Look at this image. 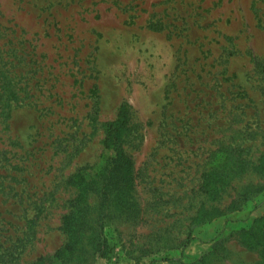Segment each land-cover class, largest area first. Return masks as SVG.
Segmentation results:
<instances>
[{
    "label": "rangeland",
    "instance_id": "obj_1",
    "mask_svg": "<svg viewBox=\"0 0 264 264\" xmlns=\"http://www.w3.org/2000/svg\"><path fill=\"white\" fill-rule=\"evenodd\" d=\"M2 42L0 66L2 59L16 64L18 55L14 70H26L33 87L7 124L0 114V160L7 156L0 172L20 170L22 155L30 166L27 179L13 180L15 189L3 187L0 239L5 248L11 237L24 240L8 251L19 258L2 264H32L41 256L63 264L53 256L66 241L59 226L73 192L63 181L113 154L104 144L105 124L124 103L125 147L149 221L111 223L109 251L93 264H136L145 234L162 224L184 236L189 216L208 202L198 183L209 149L229 141L254 156L264 149V0H0ZM6 67L13 70L11 62ZM256 178L245 173L236 181ZM158 198L178 213L164 223L149 216H156ZM263 213L264 191L241 210L196 225L185 247L144 262L191 261L224 238L231 250L225 264H253L257 253L230 234Z\"/></svg>",
    "mask_w": 264,
    "mask_h": 264
},
{
    "label": "trees",
    "instance_id": "obj_2",
    "mask_svg": "<svg viewBox=\"0 0 264 264\" xmlns=\"http://www.w3.org/2000/svg\"><path fill=\"white\" fill-rule=\"evenodd\" d=\"M151 27H155V24L152 23ZM8 42L10 43L11 40L9 39ZM5 44L2 42L0 46ZM16 57H18L16 64L12 59H2L4 63L0 66V73L3 76L2 84H0V114L5 115L6 124L12 110L24 101L33 88L26 78V70H14V67L20 66L21 61L18 55ZM10 62L13 70L5 68ZM129 122V108L127 103H124L120 107L117 118L105 124L104 144L106 147L113 148V154L105 156L103 163L98 167L75 168L63 181L64 185L73 189L68 210L63 214L59 226L66 234V241L53 255L63 264H93L98 257L105 256L110 248L106 230L110 228L111 223L117 220L128 223H139L143 219L145 222L149 221L146 220L147 206H143L136 197V163L125 147ZM262 133L264 140V130ZM249 149L242 143L229 141L221 142L218 147L208 150L207 167L204 168L201 181L198 183L199 191L206 196L208 202H203L189 216L184 236L181 232L172 231L167 224L147 232L144 244L138 247L139 253L134 257L136 264H153L154 261L144 262L145 257L163 250L170 251L185 247L188 241L192 240L196 225L210 222L227 212L241 210L254 196L264 191V149L260 150L257 156H254L255 153L250 154ZM21 157L22 159L15 164V167L20 170L14 173L13 169H10L7 175L0 172V208L6 201V198H1V194H5L3 187L15 189L13 180L17 181L19 177L27 179L24 173L30 172L29 163H25L23 155ZM6 158L7 156L1 160ZM245 173L255 174L256 181L251 180L249 183L239 185L238 182ZM8 176L10 180L7 179ZM236 179L239 181L237 182ZM230 188L235 190L234 194L229 192ZM227 197H230V200L224 202ZM152 202L149 200L148 205L151 206ZM169 204L170 200L158 198L154 202L155 209L151 211L156 216L149 215L153 218L151 221L159 220L164 223L165 215L171 217L178 214L176 211L169 212L171 210L168 207ZM6 211L11 212L7 208ZM11 213L15 216L14 212ZM1 214L2 210H0ZM158 215L160 218H157ZM5 220V223L11 222L8 218ZM230 235L242 246L257 253V260L253 264H264V213L255 218L250 226L236 229ZM10 239L13 240L11 248L15 247L19 240H24V238L18 240L12 237ZM5 242L7 240L0 239V264L10 255L16 254V258L20 256L14 249L8 253L11 248H5ZM225 244L224 238L215 240L210 249L198 258L191 261L175 259L173 264H225L231 255L230 248ZM32 264H47V261L41 256Z\"/></svg>",
    "mask_w": 264,
    "mask_h": 264
}]
</instances>
